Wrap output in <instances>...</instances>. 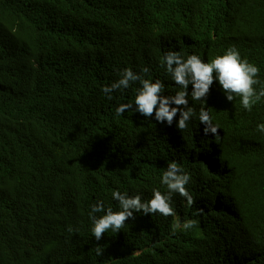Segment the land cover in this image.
Segmentation results:
<instances>
[{"label": "trees", "instance_id": "16d2710c", "mask_svg": "<svg viewBox=\"0 0 264 264\" xmlns=\"http://www.w3.org/2000/svg\"><path fill=\"white\" fill-rule=\"evenodd\" d=\"M232 46L259 67V91L264 0H0V264H264V98L249 112L215 92V136L199 114L183 131L117 116L138 82L102 92L147 67L174 95L165 53L208 62ZM171 162L191 176L195 203L173 194L175 216L134 213L97 241L91 207L119 210L115 190L166 193ZM188 219L195 228L172 233Z\"/></svg>", "mask_w": 264, "mask_h": 264}, {"label": "clouds", "instance_id": "9594fccd", "mask_svg": "<svg viewBox=\"0 0 264 264\" xmlns=\"http://www.w3.org/2000/svg\"><path fill=\"white\" fill-rule=\"evenodd\" d=\"M253 63L254 61L243 56L234 46L208 62L196 54H190L185 58L177 51H169L164 54L161 66L165 68L171 81L178 86V91L174 95H163L165 85L161 80L153 81L145 78L144 74L149 72L147 67L142 68L140 73L133 72L131 68L123 69L119 73L120 78L110 86H104L102 92L111 99L113 91L127 89L132 83L138 82L140 87L136 90L134 101L116 107L117 116L123 115L128 110L138 112L145 118H151L154 114L157 122L166 121L169 126L183 131L188 127L190 119L195 114H199L200 123L205 125L204 134L210 132L218 136L219 127L213 124L208 112L209 99L215 92L221 93L229 102L239 98L243 109L249 112L264 98V85L259 91L256 88V85L261 83L258 79L260 69ZM214 82L217 85H213ZM199 101L202 102L203 107L200 106ZM257 130L264 133V123L259 124ZM190 180L191 176L188 173L178 167L176 162H171L160 181L166 187V193L153 189L152 197L143 201L140 195L128 196L127 193L122 194L119 190L113 191L112 198L118 201L119 210L114 211L111 207L105 209L103 202L97 201L89 212L92 236L99 241L108 230L119 232L129 218L135 219L134 213L175 216L176 213L171 206L173 194L183 197L188 206L195 203L186 187ZM198 212H202V209ZM96 213L103 215L96 216ZM195 227V220L188 219L183 223L177 221L173 224L172 233L175 234L180 228L187 231ZM68 231L71 233L74 230L69 227ZM96 252L98 256L103 254L99 246Z\"/></svg>", "mask_w": 264, "mask_h": 264}, {"label": "bare ground", "instance_id": "6f19581e", "mask_svg": "<svg viewBox=\"0 0 264 264\" xmlns=\"http://www.w3.org/2000/svg\"><path fill=\"white\" fill-rule=\"evenodd\" d=\"M235 4H236V0H235V2H232V0H231V6H233V5H235ZM43 12L46 14L47 11L43 8ZM201 54H202L201 59H204V57H205V53L203 52V53H201ZM213 85H217V83L214 82ZM210 162H212L211 159H210ZM211 165H212V163H211Z\"/></svg>", "mask_w": 264, "mask_h": 264}, {"label": "water", "instance_id": "95a60500", "mask_svg": "<svg viewBox=\"0 0 264 264\" xmlns=\"http://www.w3.org/2000/svg\"><path fill=\"white\" fill-rule=\"evenodd\" d=\"M232 2H235V0H232ZM199 57H200V55H199ZM199 104L201 107H203L202 102L199 101Z\"/></svg>", "mask_w": 264, "mask_h": 264}, {"label": "rangeland", "instance_id": "374dc122", "mask_svg": "<svg viewBox=\"0 0 264 264\" xmlns=\"http://www.w3.org/2000/svg\"><path fill=\"white\" fill-rule=\"evenodd\" d=\"M202 57V54H200V58Z\"/></svg>", "mask_w": 264, "mask_h": 264}]
</instances>
